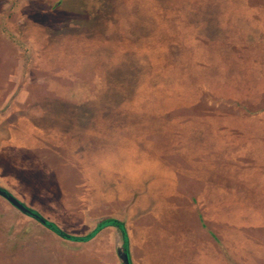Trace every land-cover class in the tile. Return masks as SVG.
I'll return each instance as SVG.
<instances>
[{"label": "rangeland", "instance_id": "374dc122", "mask_svg": "<svg viewBox=\"0 0 264 264\" xmlns=\"http://www.w3.org/2000/svg\"><path fill=\"white\" fill-rule=\"evenodd\" d=\"M1 141L0 187L68 235L180 208L217 250L197 264H264V0H0ZM24 245L8 264L113 263Z\"/></svg>", "mask_w": 264, "mask_h": 264}, {"label": "crops", "instance_id": "0c3cea01", "mask_svg": "<svg viewBox=\"0 0 264 264\" xmlns=\"http://www.w3.org/2000/svg\"><path fill=\"white\" fill-rule=\"evenodd\" d=\"M26 121L28 120L26 119ZM19 122L25 123L24 120H19L18 124ZM28 122L29 123H25V124H28L27 127L34 128L36 132L42 131L38 128V126L33 124L31 121H28ZM4 131L8 133L11 132L8 130V128ZM30 131H31V135L32 134L36 135V132L33 129H31ZM41 133L42 132H39L38 134L41 135ZM8 137H9V134H8ZM34 140H35V137H34ZM45 140L47 144L49 142L51 143L50 139L45 138ZM2 142L3 141L0 142V154L1 155L4 154L2 153L1 149L5 148V146H3L5 143H2ZM17 167H19V165H17ZM3 189L7 190L8 192H12L6 186H4ZM45 197L46 196H42V198H45ZM40 198L41 196L39 197V199ZM6 202L8 203V201ZM4 203L0 210V218L7 217V221L4 219L3 222H0V240H1L0 241V264H8V263H11V261L13 262L18 261V259H20L23 256V253H24L23 250L26 246L24 245V243L33 245V250L36 252L37 250H39L38 248L40 247V244L43 242H45L47 246H49L50 242H52L56 246L60 244L61 246L69 250L70 249L76 250V251H70V252H80L78 250L83 251L86 248L88 251H90L91 246L92 247L94 246L97 250L99 247H101L102 244H105L106 252L108 254H111V256H113L112 264H122L116 253L117 240H118L117 238L119 234V230L117 228L106 227L102 229L101 231H99L92 239L86 242L68 241V240H65L59 237L58 235L53 233L51 230L49 231H51L57 238H55L52 235H48L47 233L43 232L42 229H39L41 225L39 222L38 224L34 223L33 222L34 219L26 215H23V217L22 216L20 217L19 216L20 213L17 209H15L10 203H8L9 205L6 203L4 204ZM23 204L27 206L28 208L34 206L30 204H25V203ZM178 205L176 204V208L178 207ZM4 206H5V209H4ZM56 206L59 207V204H57ZM178 211H180V208H178L177 211L175 212L177 214L174 213L175 216L172 215L171 217L173 222H168L167 218L166 219L163 218L162 220V217H156L157 218L156 220L159 222V224L161 226H164L163 232L154 231V230L151 231L150 230L151 225L148 226V228L146 225L144 228L146 232H142V234H140L139 230H136L134 225L132 224L129 225V223L126 224V221L120 220L124 223V227L126 229V233L128 237V251L130 254V259H131L132 264H135L134 259H133L134 251H136L138 254V251L140 250L142 251V253L144 252L143 258L146 264H153V262L155 261H152V259H155L154 258L155 256H157L158 258V255H161V256L164 255L163 261H166L167 258H170L173 256V254L167 253L168 251H188L189 255H185L188 257V263L197 264L198 260H200V258L198 259V257H200V254L202 256L203 251H217L215 249L216 248L215 245L211 242L207 243V248L205 247L202 236H201V232L199 231L197 224L195 222L194 223L192 222L190 224H185L186 223L185 219L180 217V214H178ZM37 212L42 216V214L38 210ZM190 213L192 212L190 211ZM177 217L185 223L180 221L179 227H174L177 221ZM111 219L119 220L117 217L111 218ZM26 220H31L34 223V225L28 226L26 224L27 222ZM31 221H28V222H31ZM22 223L26 224V227L24 228L21 227L20 224ZM170 223H174V224L170 225ZM8 225H12L10 226V229L5 228ZM31 229H35V230L32 231ZM166 231H168V233H166ZM170 231L171 232L174 231V232L170 233ZM86 233H84L83 235H77L74 237H85V235L87 236ZM154 233H156L158 237L155 236ZM173 245H175V248L171 249V246ZM38 252H41V251H38ZM62 252L64 253V251ZM161 256L159 257L161 258ZM174 260H172L171 264H174Z\"/></svg>", "mask_w": 264, "mask_h": 264}, {"label": "water", "instance_id": "95a60500", "mask_svg": "<svg viewBox=\"0 0 264 264\" xmlns=\"http://www.w3.org/2000/svg\"><path fill=\"white\" fill-rule=\"evenodd\" d=\"M0 196L4 198L8 203H10L15 209H17L19 212H21L23 215H26L37 222H39L41 225L46 227L47 229L51 230L53 233L58 235L59 237L70 240L73 242H86L90 239H92L100 230L106 228V227H115L119 230L118 234V240H117V248L116 253L118 255L119 260L122 264H132L130 259V254L128 251V237L126 233V229L124 227V223L116 220V219H100L96 222L95 229L87 236L85 237H74L71 235H68L61 231L55 224L47 221L44 219L38 212L33 213L27 206H25L22 202H20L18 199H16L13 195H11L7 190L0 187Z\"/></svg>", "mask_w": 264, "mask_h": 264}, {"label": "trees", "instance_id": "16d2710c", "mask_svg": "<svg viewBox=\"0 0 264 264\" xmlns=\"http://www.w3.org/2000/svg\"><path fill=\"white\" fill-rule=\"evenodd\" d=\"M33 213H37V211L33 210V209H30Z\"/></svg>", "mask_w": 264, "mask_h": 264}]
</instances>
